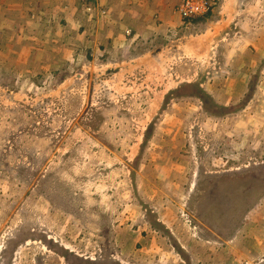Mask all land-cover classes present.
<instances>
[{
  "label": "rangeland",
  "instance_id": "1",
  "mask_svg": "<svg viewBox=\"0 0 264 264\" xmlns=\"http://www.w3.org/2000/svg\"><path fill=\"white\" fill-rule=\"evenodd\" d=\"M234 1L118 55L10 60L0 264H264V0Z\"/></svg>",
  "mask_w": 264,
  "mask_h": 264
},
{
  "label": "crops",
  "instance_id": "2",
  "mask_svg": "<svg viewBox=\"0 0 264 264\" xmlns=\"http://www.w3.org/2000/svg\"><path fill=\"white\" fill-rule=\"evenodd\" d=\"M179 1L101 0L109 15L91 20L75 0H0V73L11 72L10 60L33 67L31 74L42 68L47 72L52 67H59L61 59L63 62L67 57L75 56L72 50H66L67 43L75 46L80 43L86 58H96L107 51L111 56L129 52L126 48L135 39L150 44L151 34H163V31L187 22L177 13ZM211 2L212 8L207 15L188 22L196 24L215 19L218 25L224 19L220 14H226L227 21L230 20L232 13L229 15L226 10L235 9L236 1ZM130 29L132 37L125 34ZM212 30L218 33L216 26ZM99 36L105 39L102 41ZM98 41L103 42L102 45L98 46ZM121 45L125 47L118 49ZM73 50L78 49L73 47ZM146 53H143L144 57ZM81 54L77 52L76 57ZM152 56H157L156 50Z\"/></svg>",
  "mask_w": 264,
  "mask_h": 264
},
{
  "label": "built area",
  "instance_id": "3",
  "mask_svg": "<svg viewBox=\"0 0 264 264\" xmlns=\"http://www.w3.org/2000/svg\"><path fill=\"white\" fill-rule=\"evenodd\" d=\"M80 3L89 17L100 15L105 17L107 11L100 7V0H75ZM212 8L211 0H181L177 7V13L184 21L195 20L207 15ZM126 36H130V31H126Z\"/></svg>",
  "mask_w": 264,
  "mask_h": 264
}]
</instances>
